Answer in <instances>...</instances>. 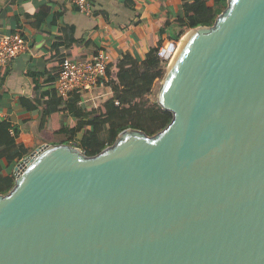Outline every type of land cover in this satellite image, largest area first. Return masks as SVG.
Here are the masks:
<instances>
[{"label":"water","instance_id":"95a60500","mask_svg":"<svg viewBox=\"0 0 264 264\" xmlns=\"http://www.w3.org/2000/svg\"><path fill=\"white\" fill-rule=\"evenodd\" d=\"M186 35L157 96L167 127L15 168L0 264H264V0Z\"/></svg>","mask_w":264,"mask_h":264},{"label":"crops","instance_id":"0c3cea01","mask_svg":"<svg viewBox=\"0 0 264 264\" xmlns=\"http://www.w3.org/2000/svg\"><path fill=\"white\" fill-rule=\"evenodd\" d=\"M194 2L93 0L89 15L73 0H0V36L20 33L28 44L0 73V180L16 177L15 168L44 144L80 143L86 127L77 130L78 118L67 109L71 94L62 101L55 90L62 60L107 50L113 62L125 55L142 62L151 49L184 37L190 29L180 16ZM203 2L217 13L223 8V0ZM104 91L95 88L90 96ZM86 97L78 105L87 112L107 101Z\"/></svg>","mask_w":264,"mask_h":264},{"label":"trees","instance_id":"16d2710c","mask_svg":"<svg viewBox=\"0 0 264 264\" xmlns=\"http://www.w3.org/2000/svg\"><path fill=\"white\" fill-rule=\"evenodd\" d=\"M226 5L227 0H223L222 10ZM222 10L218 13L214 12L204 4L203 0H195L193 4L184 6L180 23L187 29L212 25ZM158 50L159 48L151 49L142 62L125 55L109 65L105 79L114 92V98L120 101L119 105L110 99L100 108L87 112L78 105L82 93L80 91L71 93L67 109L78 118L77 130L86 127L78 146L87 155H96L112 145L124 129H140L153 135L172 121V113L162 109L157 100L151 101L149 98L155 81L163 79L166 73V67L158 56ZM136 79L139 82L136 83ZM4 126L9 127V124ZM15 180L14 175L2 177L0 193H8L14 187Z\"/></svg>","mask_w":264,"mask_h":264},{"label":"built area","instance_id":"2783aa9c","mask_svg":"<svg viewBox=\"0 0 264 264\" xmlns=\"http://www.w3.org/2000/svg\"><path fill=\"white\" fill-rule=\"evenodd\" d=\"M92 1L73 0L80 12L89 15L93 12ZM179 40H170L159 47L158 56L163 61L166 69L179 50L181 44ZM27 48L28 44L20 33L0 36V73L7 63L26 51ZM112 62V55L107 50H98L84 60L65 58L60 63L56 75V94L61 98H66L72 92L80 91L82 94L87 95L85 102L94 101L103 96L107 100L113 99L115 104L119 105L120 101L114 98V92L105 79L107 69ZM95 88H104L105 91L101 95L99 94L100 96H90ZM100 106L97 104L94 107L98 109Z\"/></svg>","mask_w":264,"mask_h":264},{"label":"rangeland","instance_id":"374dc122","mask_svg":"<svg viewBox=\"0 0 264 264\" xmlns=\"http://www.w3.org/2000/svg\"><path fill=\"white\" fill-rule=\"evenodd\" d=\"M188 31H189V30H188ZM186 34H187V33H186ZM186 34H185V35H186ZM185 35H184V36H185ZM183 38H184V37H183ZM183 38L181 37V39L179 40V43H180V41H181ZM166 70H167V69H166ZM162 80H163V79H157V80L155 81L154 86H153V91H152L151 95L149 96V98H150L151 101L157 100V96H158V92H159L160 87H161ZM135 82L137 83V82H139V80L136 79Z\"/></svg>","mask_w":264,"mask_h":264},{"label":"bare ground","instance_id":"6f19581e","mask_svg":"<svg viewBox=\"0 0 264 264\" xmlns=\"http://www.w3.org/2000/svg\"><path fill=\"white\" fill-rule=\"evenodd\" d=\"M186 37H187V35L184 36V38H186Z\"/></svg>","mask_w":264,"mask_h":264}]
</instances>
